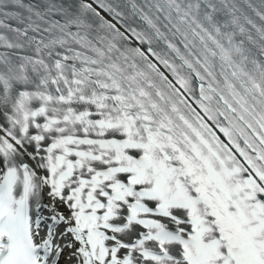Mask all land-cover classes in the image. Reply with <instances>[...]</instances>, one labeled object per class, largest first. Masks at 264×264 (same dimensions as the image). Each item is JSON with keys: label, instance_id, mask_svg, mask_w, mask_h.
Instances as JSON below:
<instances>
[{"label": "snow or ice", "instance_id": "6c2138e0", "mask_svg": "<svg viewBox=\"0 0 264 264\" xmlns=\"http://www.w3.org/2000/svg\"><path fill=\"white\" fill-rule=\"evenodd\" d=\"M264 264V0H0V264Z\"/></svg>", "mask_w": 264, "mask_h": 264}]
</instances>
